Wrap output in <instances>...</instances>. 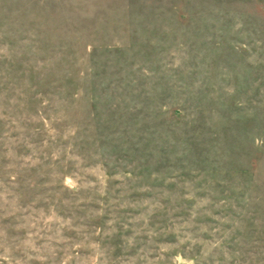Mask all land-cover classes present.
I'll use <instances>...</instances> for the list:
<instances>
[{
    "label": "rangeland",
    "instance_id": "rangeland-1",
    "mask_svg": "<svg viewBox=\"0 0 264 264\" xmlns=\"http://www.w3.org/2000/svg\"><path fill=\"white\" fill-rule=\"evenodd\" d=\"M0 264H264V0H0Z\"/></svg>",
    "mask_w": 264,
    "mask_h": 264
}]
</instances>
